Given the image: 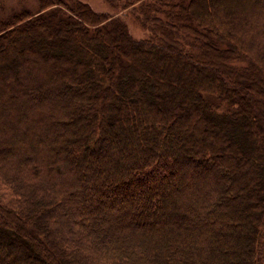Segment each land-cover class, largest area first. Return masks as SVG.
<instances>
[{
  "label": "trees",
  "instance_id": "trees-1",
  "mask_svg": "<svg viewBox=\"0 0 264 264\" xmlns=\"http://www.w3.org/2000/svg\"><path fill=\"white\" fill-rule=\"evenodd\" d=\"M134 3L0 21V264H264V0Z\"/></svg>",
  "mask_w": 264,
  "mask_h": 264
},
{
  "label": "rangeland",
  "instance_id": "rangeland-1",
  "mask_svg": "<svg viewBox=\"0 0 264 264\" xmlns=\"http://www.w3.org/2000/svg\"><path fill=\"white\" fill-rule=\"evenodd\" d=\"M70 1H78L84 3L95 13L105 15L107 16L108 19L121 22L123 25H125L129 34L135 39H143L148 37L149 35L145 29L141 28V25L149 26L152 24L149 23L148 20H145L146 16H143V14L140 13L138 8V3L137 4L134 3L130 7L122 8L124 3L130 0H70ZM240 6H237L236 8ZM23 11L36 13L38 11V0H0V21L6 19L7 17L9 18V16H11L12 14H17ZM193 21H195V23H197L198 25L203 26L204 30L208 34L206 36L207 38H209L212 35L211 33H209V29H207L204 22L198 21L196 18L193 19ZM203 42L204 39L199 37L197 39V43L193 44V46H195L196 48H200L199 44L200 43L202 44ZM242 78L248 80L247 75H245Z\"/></svg>",
  "mask_w": 264,
  "mask_h": 264
}]
</instances>
